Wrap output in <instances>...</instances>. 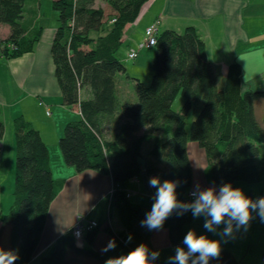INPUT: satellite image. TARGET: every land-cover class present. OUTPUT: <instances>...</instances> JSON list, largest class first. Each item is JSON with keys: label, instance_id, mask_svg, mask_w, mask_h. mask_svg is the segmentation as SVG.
<instances>
[{"label": "trees", "instance_id": "obj_1", "mask_svg": "<svg viewBox=\"0 0 264 264\" xmlns=\"http://www.w3.org/2000/svg\"><path fill=\"white\" fill-rule=\"evenodd\" d=\"M27 0H0V24L9 33L0 40V56L14 58L32 51L39 30L27 33L23 23ZM53 0L58 26L51 43L54 76L60 87L62 103L80 112V119L65 124L58 139L64 162L76 172L95 170L109 175L113 183L110 212H115L122 230L104 231L112 235L124 254L141 243L150 250L152 231L141 227L149 204L132 205L125 184L136 178L143 167L149 173L167 164L170 180L181 181L178 199L188 201L186 190L192 184V167L187 153L188 142L196 143L205 153L206 181L221 183H257L263 164L257 158L264 145V125L255 113L256 102L264 91H241L242 68L237 62L226 68L224 85L219 87L205 43L192 26L183 32L164 30L158 33L154 46L152 76L144 85L134 80L135 101H122L117 91V75L126 69L117 53L122 46L125 26L133 22L147 0ZM9 44V45H8ZM11 46V47H9ZM82 87L90 95L80 99ZM184 102L173 108L175 98ZM192 118L187 124V118ZM4 123L0 108V140ZM14 187L13 200L0 215V241L9 230L10 250L18 252L15 264H28L40 240L51 201L63 181L53 178L47 145L30 121L19 116L13 120ZM150 144L148 155L142 154ZM192 221L191 213L173 214L164 228L171 244L184 237V226ZM100 225V224H99ZM101 226V225H100ZM98 228L84 235L91 245ZM132 239L128 242V236ZM264 258V249L262 252ZM93 260L105 264L103 256L88 247L76 246L70 233L56 238L50 253L38 264H75ZM157 264H162L159 259ZM209 264H239L227 249Z\"/></svg>", "mask_w": 264, "mask_h": 264}, {"label": "crops", "instance_id": "obj_2", "mask_svg": "<svg viewBox=\"0 0 264 264\" xmlns=\"http://www.w3.org/2000/svg\"><path fill=\"white\" fill-rule=\"evenodd\" d=\"M43 1L53 11L47 30L41 22ZM52 1H26L28 5H25L24 12L26 10L28 16L23 17V23L29 34L34 35L39 30V39L30 52L14 58H0V108L4 123V135L0 140V178L5 174L10 187L14 184L13 120L21 116L39 131L48 148L51 174L54 179L63 181L62 188L50 203L40 240L28 264H38L41 256L52 251L56 238L69 233L78 216L85 214L101 226L93 243L88 245L83 239L81 247L95 250L105 262L124 252L118 245L114 251H102L114 238L104 228L109 226L116 233L122 230V226L115 212H110L111 177L95 170L76 172L64 162L58 148L57 141L65 124L79 120L80 112L62 103L61 90L54 76L50 48L58 19L51 7ZM38 21L42 25L37 26ZM155 22H158L159 32L172 30L180 33L188 26L195 28L204 40L206 57L213 66L219 87L224 85L227 66L237 62L242 68L241 91H264V0H147L136 19L125 26L122 45L126 44L127 49L128 46L134 48L142 40L144 29ZM8 33V26L0 24V40L5 39ZM152 48L139 50L135 66L145 63L152 68ZM117 91L122 101H135L134 90L130 93L120 90L117 83ZM89 95V89L82 87L80 99ZM255 113L264 125V98L256 102ZM145 147L144 153L142 147L143 157L151 163L148 155L150 144ZM187 153L193 173L191 187L185 192L188 196L197 183L202 188L214 184L208 183L204 175L207 165L204 151L196 143L188 142ZM257 160L263 164L259 182H236V187L253 199L264 197V145L260 146ZM168 170L167 164L158 165V170L152 173L143 167L136 178L125 184L129 202L132 205L149 204L155 191L148 185L149 178L159 176L161 180L169 179ZM203 222V218L192 217V221L184 226V236L188 230L194 229L198 235L206 234L211 239L221 240L222 249L229 250L239 264H264V223L259 218L251 221L247 232L237 233L235 239L227 243L218 235L205 233ZM3 236L9 250L8 229L4 230ZM149 243L153 250L160 252L162 264L174 254L177 246L171 244L166 228L160 232L152 231ZM75 264L98 263L83 260Z\"/></svg>", "mask_w": 264, "mask_h": 264}, {"label": "clouds", "instance_id": "obj_3", "mask_svg": "<svg viewBox=\"0 0 264 264\" xmlns=\"http://www.w3.org/2000/svg\"><path fill=\"white\" fill-rule=\"evenodd\" d=\"M180 184L179 180H161L159 176L149 178L148 185L155 191L151 209L141 220V227L160 232L173 214L182 217L190 212L194 219L203 218L205 233L218 235L227 243L235 239L237 233L247 232L253 219L259 218L264 223V197H248L241 188L233 187L231 183L207 188L197 183L190 192L192 200L181 201L176 191ZM131 239L129 235L128 242ZM116 247L117 242L113 238L102 251H114ZM221 251V240L211 239L206 234L198 235L194 229H190L165 264H209L210 260L220 258ZM159 257L158 250H150L141 243L126 254L108 258L105 264H157ZM18 259V252L0 248V264H15Z\"/></svg>", "mask_w": 264, "mask_h": 264}, {"label": "rangeland", "instance_id": "obj_4", "mask_svg": "<svg viewBox=\"0 0 264 264\" xmlns=\"http://www.w3.org/2000/svg\"><path fill=\"white\" fill-rule=\"evenodd\" d=\"M25 5L27 6L28 2H26ZM96 5H99V6L101 5V6L105 7L104 3L102 1H99V0L96 2ZM52 12L53 11L50 9L48 4L45 1H43L42 7H41V13H43L42 18H41V22L45 26V30H47L48 25L52 20V15H51ZM56 15H57V13H56ZM26 16H28V15H27V12L25 10L24 17H26ZM42 24L39 23V21H38L37 26H40ZM143 37H144V35H143ZM142 40H143V38H142ZM129 48H130V46H128V49ZM128 49H127L126 44H123L117 53V57L120 59V61L124 65L126 72L124 74H118L116 78H117V83L119 85V89L120 90L123 89V90L130 93V91L134 90V83L135 82H134L133 78H138L144 85H148L150 83L151 76H152L153 72H152L151 67L146 65L145 63L139 64V65L137 64V66H135V64L137 62V58L128 59V57H127ZM149 50H150V48H149ZM152 50H153V48L151 49V51ZM135 100H136V95H135ZM184 101H185L184 98L181 95H178L174 100L173 108L179 109ZM191 118H192L191 115H189L187 118L188 127H189V123H190ZM57 144H58V141H57ZM145 146H146V144H144L143 153H144L145 148H146ZM58 148H59V146H58ZM13 181H14V179H13ZM13 187H14V184H12L10 187V181L8 182V179L5 178V174L2 175L0 178V215H4L5 213H7L8 209L12 203ZM0 248H3L4 250H8L7 243H6V241H4L3 233L1 235ZM31 264H35V263H31Z\"/></svg>", "mask_w": 264, "mask_h": 264}, {"label": "built area", "instance_id": "obj_5", "mask_svg": "<svg viewBox=\"0 0 264 264\" xmlns=\"http://www.w3.org/2000/svg\"><path fill=\"white\" fill-rule=\"evenodd\" d=\"M159 33L158 22H155L144 29V37L134 48H130L127 52L128 59H135L138 56L139 50L143 48L154 47L157 41ZM9 45V44H8ZM3 48V44L1 45ZM11 47V46H9ZM2 58V56H0ZM128 197V194H126ZM192 197L188 194V201H191ZM100 225L96 220L88 218L87 214L80 215L71 226L69 233L74 239L76 246L81 247L82 240L86 232H89L95 228H99Z\"/></svg>", "mask_w": 264, "mask_h": 264}]
</instances>
